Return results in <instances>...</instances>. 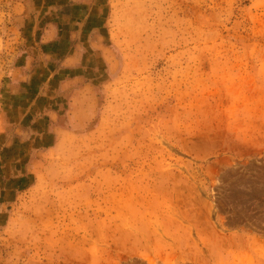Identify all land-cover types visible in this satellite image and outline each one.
Wrapping results in <instances>:
<instances>
[{
	"label": "rangeland",
	"instance_id": "1",
	"mask_svg": "<svg viewBox=\"0 0 264 264\" xmlns=\"http://www.w3.org/2000/svg\"><path fill=\"white\" fill-rule=\"evenodd\" d=\"M0 264H264V0H0Z\"/></svg>",
	"mask_w": 264,
	"mask_h": 264
},
{
	"label": "crops",
	"instance_id": "2",
	"mask_svg": "<svg viewBox=\"0 0 264 264\" xmlns=\"http://www.w3.org/2000/svg\"><path fill=\"white\" fill-rule=\"evenodd\" d=\"M78 8V7H77ZM76 9V8H75ZM71 16V19H72V21L73 22H78V21H81L80 20V18H75V17H73L72 15H70ZM49 38H51L49 35H46L45 36V39H47V41L49 40ZM74 60H76V57H75V55H74V52H72V54H71V56H69V62H72V61H74ZM68 66H70V65H68ZM72 66H75L74 64L73 65H71V70H77L79 67H72ZM75 79H77V77H74V78H71V81H73V80H75ZM79 79H80V77H79Z\"/></svg>",
	"mask_w": 264,
	"mask_h": 264
}]
</instances>
